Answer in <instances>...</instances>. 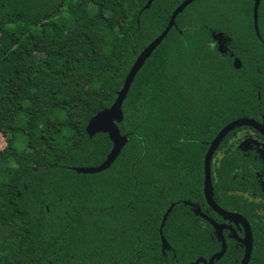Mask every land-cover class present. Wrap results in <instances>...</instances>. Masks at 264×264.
<instances>
[{"label": "trees", "instance_id": "trees-1", "mask_svg": "<svg viewBox=\"0 0 264 264\" xmlns=\"http://www.w3.org/2000/svg\"><path fill=\"white\" fill-rule=\"evenodd\" d=\"M210 1L183 9L136 73L116 124L127 141L110 167L80 174L111 147L104 133L86 135L87 121L111 105L177 2L0 0V264H184L204 249L179 201L199 191L210 140L258 118L261 99L259 60L244 58V43L233 44L236 70L210 46ZM236 157L224 150L213 165L219 202L235 199L224 182Z\"/></svg>", "mask_w": 264, "mask_h": 264}, {"label": "flooded vegetation", "instance_id": "flooded-vegetation-1", "mask_svg": "<svg viewBox=\"0 0 264 264\" xmlns=\"http://www.w3.org/2000/svg\"><path fill=\"white\" fill-rule=\"evenodd\" d=\"M167 1L170 3L177 2L176 6H178L184 0ZM197 1L199 0H193L187 6ZM210 3L213 11L212 25L214 28L210 32V46L218 54L230 58L231 66L233 60L238 59L233 55L234 43H244V58L249 61L252 58H258L259 60L260 67L255 68V71H261L259 85V97L261 99L256 109L258 118L239 117L237 119L246 118L264 127V0H211ZM250 39L253 41V45H251ZM228 134L227 141L219 148L225 136L210 158L211 198L222 211L236 214L246 221L251 240L250 254L246 264H264V135L260 134L254 127L245 125L232 129L226 135ZM224 150H229V152L237 155L234 165L227 172V177L225 176L224 182L232 187L227 188L224 193L228 196H234L235 199L228 202H219L215 196V191L220 193L222 189L217 185V172L213 171V165ZM203 156L199 191L193 193L190 199L179 202L188 206L189 212L201 226L195 232H198L197 241L204 246V249L186 259L184 264H208L211 257H215L211 264H240L245 250L243 228L239 222L224 218L212 211L206 204L202 192ZM199 202L201 208L198 206ZM233 204H237L239 207L233 208ZM170 205L174 206L172 203ZM209 221L217 227H212ZM159 248L160 253L163 254L168 247L161 252L159 239Z\"/></svg>", "mask_w": 264, "mask_h": 264}, {"label": "water", "instance_id": "water-1", "mask_svg": "<svg viewBox=\"0 0 264 264\" xmlns=\"http://www.w3.org/2000/svg\"><path fill=\"white\" fill-rule=\"evenodd\" d=\"M152 0H147L146 3L143 5L141 10L147 9L150 5ZM193 0H184L182 1L178 6H176L173 11L171 12L168 21L163 28V30L160 32L158 36H156L152 41H150L136 56L133 63L131 64L130 68L128 69L122 85L118 92L116 93V96L111 103V105L103 109L99 112H97L95 115H93L86 123V126L84 128V131L88 137L93 136L97 133H104L106 134L108 140L111 143V147L107 155L105 156V159L96 167H79L74 168L73 170L76 173L80 174H96L100 173L110 167V165L113 163L117 155L119 154L121 148L125 145L127 138L124 135H120L118 128L116 127V124H118L122 119V113H121V104L126 97V94L129 90V87L138 72V70L142 67L144 61L150 56V54L154 51V49L160 44V42L164 39L168 31L174 26V19L178 14H180L183 9L192 2ZM255 14V11H254ZM232 66L234 69H238L240 67V62L238 59H234L232 62ZM252 126L254 127L260 134L264 135V127L262 125L256 124L254 121L242 118V119H236L225 126H223L216 134L215 136L210 140L208 147L204 153L203 161H202V170H203V186H202V192L203 197L206 202V204L211 208L212 211L222 215L224 218L231 219L233 221H237L241 224L243 231H244V244H245V250H244V256L240 264H246L249 254H250V232L248 225L246 221L236 215L231 214L222 211L219 209L215 203L213 202L211 198L210 193V181H209V162L210 158L214 152V150L217 148V146L220 144L222 139L226 136V134L231 131L232 129L238 127V126ZM173 205H170L165 212L163 213L160 224L158 227V236L160 239L161 244V252H163L167 248V244L162 236V228L164 225V221L171 211ZM209 223L212 224V227L216 228L217 226L209 221ZM215 257H211L209 259L208 264H211L213 259Z\"/></svg>", "mask_w": 264, "mask_h": 264}, {"label": "rangeland", "instance_id": "rangeland-1", "mask_svg": "<svg viewBox=\"0 0 264 264\" xmlns=\"http://www.w3.org/2000/svg\"><path fill=\"white\" fill-rule=\"evenodd\" d=\"M244 134H246V133H244ZM4 146H5L4 138H3V137L1 136V134H0V150H2V149L4 148ZM34 151H35V154H36L37 156L40 155L39 147H36Z\"/></svg>", "mask_w": 264, "mask_h": 264}]
</instances>
